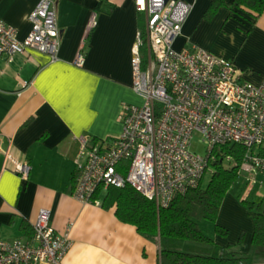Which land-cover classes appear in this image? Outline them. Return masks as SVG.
<instances>
[{
  "label": "crops",
  "instance_id": "crops-1",
  "mask_svg": "<svg viewBox=\"0 0 264 264\" xmlns=\"http://www.w3.org/2000/svg\"><path fill=\"white\" fill-rule=\"evenodd\" d=\"M186 1L192 7L173 47L198 44L230 58L244 77L262 81L264 11L252 20L227 0L207 15L211 0ZM37 2L0 0V17L22 38ZM55 2L58 60L34 48L12 60L0 56V237L27 240L39 210L47 208L56 230L73 240L62 264H158L159 243L120 220L115 206L72 195L76 168L84 162L82 138L111 140L122 128L123 106L143 101L131 86V51L145 15L134 0ZM81 53L84 62L77 65ZM23 162L29 164L26 176L18 171ZM255 179L253 184L244 179L242 198L230 189L224 195L218 223L227 234L213 228L211 235L218 246L251 252L254 222L242 199L260 202L264 212V174Z\"/></svg>",
  "mask_w": 264,
  "mask_h": 264
},
{
  "label": "built area",
  "instance_id": "built-area-1",
  "mask_svg": "<svg viewBox=\"0 0 264 264\" xmlns=\"http://www.w3.org/2000/svg\"><path fill=\"white\" fill-rule=\"evenodd\" d=\"M145 15L131 51L132 88L142 103L125 104L120 132L111 140L82 138L84 162L75 171L72 195L101 205L100 188L130 183L158 206L198 186L215 148L241 144L244 152L237 175L256 183L264 174V79L244 77L236 64L198 44L174 48L192 4L186 0H134ZM28 34L0 17V56L34 48L60 57V31L55 0H38L30 11ZM84 54L76 64L82 65ZM206 144V154L193 142ZM231 161L232 156L227 155ZM26 176L29 164L18 165ZM73 240L51 223L50 211L41 208L31 239L0 237V264H62Z\"/></svg>",
  "mask_w": 264,
  "mask_h": 264
},
{
  "label": "trees",
  "instance_id": "trees-1",
  "mask_svg": "<svg viewBox=\"0 0 264 264\" xmlns=\"http://www.w3.org/2000/svg\"><path fill=\"white\" fill-rule=\"evenodd\" d=\"M225 5L227 0H211L207 15ZM230 7L239 15H249L255 20L264 11V0H232ZM98 139L92 136L91 141ZM243 152V146L238 143L216 147L215 157L209 158L205 171L210 172L207 181H202L204 173L198 186L177 194L167 206H158L130 183L100 188L95 197L107 208L115 206L120 220L134 224L142 235L159 243L158 264H264V212L260 202L242 199L254 222L249 253L232 249L230 245L218 246L199 221L210 220L215 232L227 234V228L218 223V213L224 195L238 177L236 165ZM227 155L232 156L231 161L226 160ZM72 182L73 191L75 175ZM216 248L218 252L214 253Z\"/></svg>",
  "mask_w": 264,
  "mask_h": 264
},
{
  "label": "rangeland",
  "instance_id": "rangeland-1",
  "mask_svg": "<svg viewBox=\"0 0 264 264\" xmlns=\"http://www.w3.org/2000/svg\"><path fill=\"white\" fill-rule=\"evenodd\" d=\"M193 149L197 150L198 152L202 153V154H206V149H205V146L206 144L203 143V142H199V141H194L193 142ZM210 175V172H206L202 181L203 182H206L208 177ZM244 181V182H243ZM245 180L242 178V177H239L235 180V182L233 183V185L230 187V190L231 192H234V193H241L239 194L238 196L240 198H242V193L243 191H245L246 187H245ZM249 183H252L253 184V181L251 180ZM247 186V185H246ZM249 200H251V198H249ZM200 221V224H201V227L202 229L208 234V235H212L213 234V228H214V225L213 223L210 221V220H207V219H201L199 220Z\"/></svg>",
  "mask_w": 264,
  "mask_h": 264
}]
</instances>
